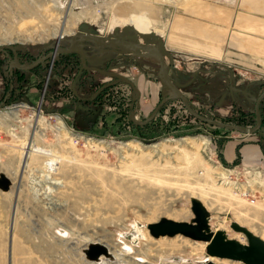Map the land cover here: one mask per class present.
Instances as JSON below:
<instances>
[{
  "label": "rangeland",
  "instance_id": "obj_1",
  "mask_svg": "<svg viewBox=\"0 0 264 264\" xmlns=\"http://www.w3.org/2000/svg\"><path fill=\"white\" fill-rule=\"evenodd\" d=\"M28 1L0 0V47L6 51L0 53L2 74L8 69L6 55L10 60L16 55L29 64L50 53L56 41L59 49H65L72 35L85 33L90 37L76 38L73 52L56 56L52 67L47 60L31 71L39 75L43 93L27 91L22 100L28 106L39 103V112L20 105L13 107L18 109L17 118L4 120L16 103L11 94L17 93L18 80L15 86L10 84L11 89L5 87V92L10 91L0 104V175L9 186L7 191L0 189V264H169L166 259L175 260L173 264H204L208 259L204 244L181 236L153 238L147 229L162 219L188 221L192 200L207 210L211 231H223L228 239L246 244L245 237L230 228L235 222L264 240V201L258 199L250 205L234 196L227 184H219L215 173L208 174V170L222 171L204 158L215 141L250 135L194 120L178 99L162 94L164 82L156 78L155 56L135 60L96 38L114 35L134 45L139 53L159 50L165 75L171 80L181 58H170L163 45L170 39L169 16L187 10L194 0H83L81 5L56 0L61 11L68 10L66 23L50 21L44 10L36 8H46L48 0H30L34 8ZM140 16L150 21L148 35H137L134 30L132 22L142 19ZM110 62L117 65L109 69ZM122 66L144 70L155 87H147V93L141 95L129 73L124 77L117 74ZM130 71L135 73L133 68ZM12 72L18 74L15 69ZM109 74H113L111 79L106 77ZM224 74L226 104L207 101L197 105L185 98L187 103L216 123L253 127L250 94L254 89L259 95L263 92L264 66L227 63ZM48 86L57 90L49 91L47 99ZM104 88L108 92L99 95ZM133 89L137 93L134 98ZM151 92L157 94L156 100L150 98ZM51 98L60 100L50 105ZM46 101L48 105L43 104ZM144 108L148 112L142 115ZM64 113L69 120L62 117ZM36 114L44 118L39 127L45 136L43 141L34 142L52 150L53 156L31 154L24 161L31 130L27 124ZM259 114L264 117V110ZM151 121L169 124L168 130L147 134L142 138L146 142L133 136L131 124ZM194 138H204L208 144L199 143L196 148L180 141ZM126 143L128 146L123 145ZM153 145L157 146L150 148ZM50 158L55 161L47 168ZM3 183L0 180V186ZM90 244L105 248L107 256L85 259L84 250Z\"/></svg>",
  "mask_w": 264,
  "mask_h": 264
},
{
  "label": "crops",
  "instance_id": "obj_2",
  "mask_svg": "<svg viewBox=\"0 0 264 264\" xmlns=\"http://www.w3.org/2000/svg\"><path fill=\"white\" fill-rule=\"evenodd\" d=\"M186 8L187 10L170 14V39L168 34V42H162L168 49L167 55L170 58H181L180 67L173 70L171 80L191 104L201 105L207 101L214 105L226 104V100L229 99L226 94L227 88L223 83L226 64L264 66V0H194ZM134 59L138 60L136 57ZM127 60L130 63V58ZM112 64L117 65L115 62H110L109 69ZM128 66H122L119 69L120 73L117 74L124 77L123 75L129 73L141 95L147 93L149 90L147 87L150 89L155 87L154 81L145 75L144 70L131 67L135 73L130 74L131 68ZM111 70L115 73L119 71ZM23 72L21 80H19L20 74H14L10 83L13 84L18 80L17 93L11 94V97L13 100L15 98V102L25 103L22 100L25 92L37 94L43 90V84L41 87L38 85L40 77L37 73ZM106 77L111 79L113 74ZM4 78V74L0 71V101L6 93L7 85ZM56 88L48 86L46 95L51 90H57ZM255 91L256 89L250 94L252 111L254 101L259 95V92ZM230 93L235 98L234 93ZM191 96L192 101L189 98ZM150 98L156 100L157 94L151 92ZM56 99L51 98L50 105H53V101L60 100ZM49 103L46 101L43 104ZM263 104L258 106L262 112ZM29 105L34 107L32 104ZM236 105L240 106L238 103ZM146 112L148 109L144 108L142 115ZM62 115L64 119H68L67 114ZM219 141L214 142L218 148L219 164L234 172H239L240 167L258 172L261 179L256 180V188L264 193V119L260 129L248 138Z\"/></svg>",
  "mask_w": 264,
  "mask_h": 264
},
{
  "label": "water",
  "instance_id": "obj_3",
  "mask_svg": "<svg viewBox=\"0 0 264 264\" xmlns=\"http://www.w3.org/2000/svg\"><path fill=\"white\" fill-rule=\"evenodd\" d=\"M137 33V32H136ZM137 35H143L137 33ZM148 35V34H147ZM90 37L85 33H77L72 35L69 40V44L65 49H58L57 41L52 51L43 57H38L31 61L27 65H18L10 62V58L6 55L9 60L8 63L12 66L11 68L17 71H27L30 72L34 70L40 63L52 60L56 56L66 55L74 50V43L76 38ZM100 42L109 43L111 47L121 49L132 56L144 59L147 57L155 56L158 63V68L156 72V78L160 83L164 82L175 94V99H178L184 111L194 120L199 121L210 126H214L221 129H230L234 131H239L244 135H252L260 129L261 117L258 111V106L260 102L264 99V90L258 95L254 101L253 105V127L251 128H241L236 126H229L223 123H216L211 119L205 118L198 113H196L191 106L187 103V100L180 92V90L173 84V82L165 75V63L162 54L159 50H149L146 53H139L134 45L120 40V38L112 36L107 37H96ZM161 45V42H158ZM11 50V49H9ZM0 53L6 54L3 47H0ZM16 58V55L13 59ZM44 88V87H43ZM43 93V90H42ZM39 104L36 109H39ZM37 112V111H36ZM0 180L3 181V185L0 186L2 191H7L9 182L0 175ZM190 212L192 217L188 221H174L170 219H162L157 224H150L147 226L149 234L153 238L158 237H173L181 236L190 241H196L204 244L205 255L209 259L216 260H227L231 262H238L241 264H264V241L259 237L253 235L247 229L239 226L237 223L232 222L230 228L239 234H242L246 239V244H241L237 240L228 239L223 231H211L208 226V214L207 210L203 205L196 201H191ZM85 259L89 261H94L100 256L106 257L107 251L102 246L98 244H90L87 249L84 250ZM204 264H216L212 261H205Z\"/></svg>",
  "mask_w": 264,
  "mask_h": 264
},
{
  "label": "bare ground",
  "instance_id": "obj_4",
  "mask_svg": "<svg viewBox=\"0 0 264 264\" xmlns=\"http://www.w3.org/2000/svg\"><path fill=\"white\" fill-rule=\"evenodd\" d=\"M67 2H68V4L70 2H72V3H76V4H80L81 5V4H83L84 1L83 0H68ZM56 4H57V1L56 0H48V6L46 8H43L42 9L40 6H36V8H38L39 10H44L45 13L47 14V18L50 19V21L58 20V21H61V23H64V22L66 23V16H67L68 10L61 11L62 8H60L59 6L57 7ZM29 6H31V7L34 8V5L32 4V1L29 2ZM44 11H43V13H44ZM140 18H142V19H139L138 18L137 20L136 19L133 20L132 24L135 25L134 30L137 31L138 33H141V34H149L151 32L150 31V21H148V19L147 20L144 19V18H146V16H144V17H141L140 16ZM62 35H57L56 37L57 38H61ZM115 49L116 50H121V49H117V48H115ZM121 51L124 52L123 50H121ZM153 58H155V57H153ZM156 62H157V60H155V63ZM162 94H164V96L167 97V98H174L175 97V94L173 93V91L165 83H163V93ZM21 108H24V107L22 106ZM17 117H18V109L17 108H13L10 113H7L4 116V120H7L8 121L9 118L15 119ZM37 117H38L39 120H37ZM48 119H50V118H48ZM53 119L55 120L56 124L65 132V127H64L62 121L58 117H56V116L53 117ZM47 121L48 120H46V122ZM43 122H44V118L40 117V114H36V118H33V120L32 121H29V123L27 124V128H30L31 130H30V132L28 131V133H29L28 134V139L29 140H28V143L26 144V147H25L26 148V151L24 152V157H23L24 158L23 159L24 161L31 154L42 155V156H46V157H48V156L49 157H52L53 156L52 155L53 154L52 153V150H46V149H43L41 147H38V145H36L35 142H34L35 139L40 140V141H43L44 140V136L45 135L42 132V130L40 129V127H39V125L41 123H43ZM86 140L87 141H93V140H90V139H86ZM180 141L185 146L188 145V146H194V147L198 148L197 145H199V143L200 144L201 143L202 144H205V143H207L208 140H206L204 138H200V140H196L194 138V139H184V140H180ZM95 142L98 143V141H95ZM99 143H101V142H99ZM123 145L124 146H128L127 143L126 144H123ZM155 146H157V145H155ZM155 146L153 145L150 148H154ZM54 161L55 160H53V158H50V160L45 163V166L47 168H49L50 167L49 164L50 165L53 164ZM207 172H208L209 175H211L213 173H215L216 175L217 174H220V178L225 179L224 174L221 173V172H219V171H216V170H208ZM217 177H219V176H217ZM225 181H226V179H225ZM178 259H179V261L182 262V258H178ZM207 260L209 261V258ZM166 261L169 264L175 263V262H173L175 260H172V259H166V260H164V262H166ZM220 261H223V260H220Z\"/></svg>",
  "mask_w": 264,
  "mask_h": 264
},
{
  "label": "built area",
  "instance_id": "obj_5",
  "mask_svg": "<svg viewBox=\"0 0 264 264\" xmlns=\"http://www.w3.org/2000/svg\"><path fill=\"white\" fill-rule=\"evenodd\" d=\"M53 59L49 63V67H52ZM10 62L18 64V65H27V64L23 63L22 61H20L19 58H17V56L15 59H11ZM11 67L12 66L8 63V69L6 70V74H4V77H5L4 79H5L6 85L9 89H11L10 88V84H11L10 79H11L12 75L14 74L12 72L13 68H11ZM122 81H125V80L122 79ZM125 83L128 85L130 84L129 81H125ZM9 89L5 93L6 97L8 96V92L10 91ZM132 91H133V94L131 97L134 98L137 95V93L134 89ZM261 102L264 103V100H262ZM20 105H22L24 107L23 109L34 110L33 108L35 107V106L34 107L28 106L23 102H19V103L13 102V106H11V107L13 108V107L20 106ZM135 109L136 108H134L133 110H135ZM35 110L37 112L40 111L39 109L37 110L36 107H35ZM217 151H218V148L215 147L214 144L211 145L210 149L207 150V152L205 153L204 158H205L206 163H210V165H214V167H218L222 171V173L224 174V177H225L227 183H225L226 181L224 182L225 179L220 178V174H217L216 176H219V177H217L216 179H217V181L219 180V182H220L219 184H224V185L227 184L226 186H228L230 188V190L234 196L246 201L250 205H254L258 199H261L262 201H264V193L260 192L259 190H256L257 189L256 188L257 187L256 186L257 185L256 180L261 179V175L258 172H253L252 170H250L249 168H246V167H240L239 172H234L231 169H227V168L223 167L217 161ZM216 165H218V166H216ZM198 175H201V173L198 172Z\"/></svg>",
  "mask_w": 264,
  "mask_h": 264
},
{
  "label": "trees",
  "instance_id": "obj_6",
  "mask_svg": "<svg viewBox=\"0 0 264 264\" xmlns=\"http://www.w3.org/2000/svg\"><path fill=\"white\" fill-rule=\"evenodd\" d=\"M33 71V70H32ZM19 72H21V73H24L23 71H17L16 70V73H18V74H20V76H19V78H21L22 77V75H21V73H19ZM31 72V71H30ZM15 74V73H14ZM13 74V75H14ZM108 92V89L107 88H104L103 90H102V93H100L99 95H103V94H106ZM103 97H106V96H103ZM102 97V98H103ZM121 97L122 98H124L125 97V93H124V91L123 90H121ZM0 104H2V102L0 101ZM161 110V109H160ZM260 112V111H259ZM262 115V114H261ZM264 119V117L263 116H261V123H262V120ZM197 121V120H196ZM251 122H252V120H251ZM168 127H169V124H167V125H162V124H160V123H154V121H151V122H149V123H144V124H142V125H134V124H131V129H132V131H133V136H135V138H137V139H139L140 141H142V142H146V141H143V139L142 138H145V136L147 135V134H155L156 132H158V130H159V132L160 131H163V130H168ZM71 130H73V132H74V129H71ZM77 134H81L82 136L84 135V136H88V134H84V133H77ZM155 136V135H154Z\"/></svg>",
  "mask_w": 264,
  "mask_h": 264
},
{
  "label": "flooded vegetation",
  "instance_id": "obj_7",
  "mask_svg": "<svg viewBox=\"0 0 264 264\" xmlns=\"http://www.w3.org/2000/svg\"><path fill=\"white\" fill-rule=\"evenodd\" d=\"M2 102V101H1ZM3 102H4V100H3Z\"/></svg>",
  "mask_w": 264,
  "mask_h": 264
}]
</instances>
